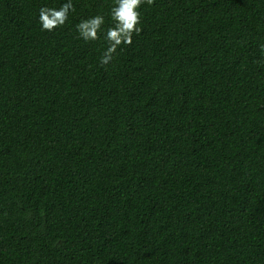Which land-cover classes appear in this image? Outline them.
<instances>
[{
  "label": "trees",
  "instance_id": "trees-1",
  "mask_svg": "<svg viewBox=\"0 0 264 264\" xmlns=\"http://www.w3.org/2000/svg\"><path fill=\"white\" fill-rule=\"evenodd\" d=\"M0 0V264H264V0Z\"/></svg>",
  "mask_w": 264,
  "mask_h": 264
},
{
  "label": "clouds",
  "instance_id": "clouds-1",
  "mask_svg": "<svg viewBox=\"0 0 264 264\" xmlns=\"http://www.w3.org/2000/svg\"><path fill=\"white\" fill-rule=\"evenodd\" d=\"M152 3L154 0H115L111 8L112 24L106 31L105 16L97 13L76 24V32L85 41H95L103 35L107 41V47L101 56L100 63L108 64L122 45H131L133 36L140 34L142 31L141 6ZM72 11H74L73 0H65L59 8L41 7L38 19L41 30L51 32L62 27L68 21Z\"/></svg>",
  "mask_w": 264,
  "mask_h": 264
}]
</instances>
